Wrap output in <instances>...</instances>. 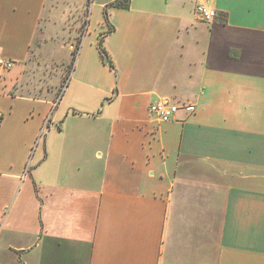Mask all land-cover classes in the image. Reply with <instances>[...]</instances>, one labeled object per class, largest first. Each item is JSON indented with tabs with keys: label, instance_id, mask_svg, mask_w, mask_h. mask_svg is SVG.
<instances>
[{
	"label": "crops",
	"instance_id": "1",
	"mask_svg": "<svg viewBox=\"0 0 264 264\" xmlns=\"http://www.w3.org/2000/svg\"><path fill=\"white\" fill-rule=\"evenodd\" d=\"M119 1L0 0V264H264V0ZM61 4L87 5L63 98Z\"/></svg>",
	"mask_w": 264,
	"mask_h": 264
},
{
	"label": "rangeland",
	"instance_id": "2",
	"mask_svg": "<svg viewBox=\"0 0 264 264\" xmlns=\"http://www.w3.org/2000/svg\"><path fill=\"white\" fill-rule=\"evenodd\" d=\"M86 6L77 8L74 4L59 5L60 8L51 15L50 22L47 23L48 33L37 38V44L40 42L44 46L37 51L38 55L44 64H48L43 70L47 69L49 77L52 78L49 87H59L56 97L60 94L63 98L67 93V78L73 69L72 63L87 27ZM40 73L42 72H38L36 78L41 77Z\"/></svg>",
	"mask_w": 264,
	"mask_h": 264
},
{
	"label": "built area",
	"instance_id": "3",
	"mask_svg": "<svg viewBox=\"0 0 264 264\" xmlns=\"http://www.w3.org/2000/svg\"><path fill=\"white\" fill-rule=\"evenodd\" d=\"M196 14L202 21L212 22L217 17V12L215 10L209 9L205 5H198L196 7ZM15 63L8 60L0 55V69L11 70ZM195 106L192 104H174L171 101L163 99L154 103L150 107V112L155 115L156 119L160 123H168L176 120L179 111L184 110L188 113L195 112Z\"/></svg>",
	"mask_w": 264,
	"mask_h": 264
},
{
	"label": "trees",
	"instance_id": "4",
	"mask_svg": "<svg viewBox=\"0 0 264 264\" xmlns=\"http://www.w3.org/2000/svg\"><path fill=\"white\" fill-rule=\"evenodd\" d=\"M130 3H131V0H120L119 2L116 3V6L118 7H124V8H128L130 6ZM79 49V48H78ZM99 49H100V52H101V55H102V58H103V61L110 67L113 69V63L111 61V59L109 58L107 52L105 51L102 43L100 42V45H99ZM78 52V50H77ZM76 60V58H75ZM75 60H74V63H75ZM73 63V64H74Z\"/></svg>",
	"mask_w": 264,
	"mask_h": 264
}]
</instances>
